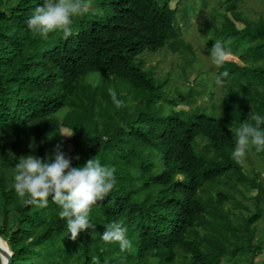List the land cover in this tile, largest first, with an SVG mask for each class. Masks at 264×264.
Masks as SVG:
<instances>
[{"label":"trees","instance_id":"16d2710c","mask_svg":"<svg viewBox=\"0 0 264 264\" xmlns=\"http://www.w3.org/2000/svg\"><path fill=\"white\" fill-rule=\"evenodd\" d=\"M240 1L223 0V20L209 32V53L217 41L242 47L231 53L241 64L215 65L216 76L229 72L216 102L169 0H92L67 39L28 29L44 0H0V237L11 264H264L255 261L264 251V148L250 145L240 164L232 157L236 129L264 116V16L244 17ZM163 47L184 60L176 77L185 83L192 65L206 89L167 92L168 78L143 56ZM208 90L209 108L196 104ZM58 144L80 157L71 166L98 160L116 179L90 209L95 230L75 241L51 196L46 208L26 206L13 188L24 156L47 158ZM112 222L127 227L123 252L100 239Z\"/></svg>","mask_w":264,"mask_h":264},{"label":"clouds","instance_id":"9594fccd","mask_svg":"<svg viewBox=\"0 0 264 264\" xmlns=\"http://www.w3.org/2000/svg\"><path fill=\"white\" fill-rule=\"evenodd\" d=\"M86 9L84 0H44L27 19V27L41 38H46L50 32L60 31L67 39L73 35V18L82 15ZM211 56L213 63L219 67L230 60L231 53L217 41L211 48ZM228 76V71L220 72L215 77L216 83L222 84V78ZM109 94L116 107H120L123 102L117 99L115 90L109 89ZM250 118L254 123L244 122L236 129V146L232 157L238 164L243 163L250 145L256 146V151L264 148V130L261 129L264 116L252 114ZM73 159L79 160L80 157H69L59 144L47 158L26 155L16 165L13 188L20 198L28 197L23 199L26 206L46 208L51 196V201L61 209L60 219L66 221L67 236L75 241L85 230H95V225L89 220L90 209L97 201H103L108 196L116 179L114 169L101 166L98 160L88 159L83 165L73 167ZM126 233L125 225L112 222L106 225L100 239L109 243L118 242L123 252L131 247ZM0 250V264H9L13 253L2 238ZM93 260L94 264H99L96 258Z\"/></svg>","mask_w":264,"mask_h":264},{"label":"rangeland","instance_id":"374dc122","mask_svg":"<svg viewBox=\"0 0 264 264\" xmlns=\"http://www.w3.org/2000/svg\"><path fill=\"white\" fill-rule=\"evenodd\" d=\"M92 0H84L87 5V9L90 8L89 3ZM223 0H169L170 7L175 8L176 10V22L180 26L182 30L183 38L190 42L193 50L195 58L199 59L200 62V71L204 74L205 80L208 81L209 88H212L213 100L216 102L221 94L224 92V88H222V84H217L215 77V64L213 63V59L211 53L207 50V42H209V32L210 29L219 24L223 20L222 12L225 10V3ZM205 6V7H204ZM240 11H242V15L244 17L250 19H258L261 16H264V0H241L239 3ZM212 16V23L208 20ZM184 23V25H183ZM235 25L238 28H242L243 25L240 22H235ZM228 50L232 55H240L242 53V47L240 45L234 46L230 44L228 46ZM144 67L149 68L153 67L155 73L157 74L158 79H162L163 76L168 78V83L165 86L166 91L171 92L175 86L180 87L178 90H183V84L193 85L197 84L196 88L200 91L206 89V85L201 81L196 80V76H201V73L196 70V67L189 65L188 68L192 69L187 76L186 82L185 79L176 77V75L180 74L182 66L184 65V60L178 53L171 52L168 48L163 47L154 52H144ZM237 57L231 56L230 60H234L241 64L238 61ZM180 72V73H179ZM173 77L172 79V76ZM183 75V73H181ZM203 76V77H204ZM195 78V79H194ZM198 82V83H197ZM193 83V84H192ZM194 86V85H193ZM209 90L206 93H202L197 96L195 103L196 104H205L206 108H209ZM187 105H179L175 109H187ZM61 134L70 135L73 134L72 131L60 127ZM69 137V136H65ZM244 159V158H243ZM253 161H250L254 166L258 165V157H253ZM246 163V161H245ZM260 177L264 178V169L260 168ZM255 190H252V194H255ZM262 223L259 222L257 227H261ZM264 258V251L259 253L255 257V261L262 260ZM248 263V262H247ZM245 263V264H247ZM256 262H254L255 264Z\"/></svg>","mask_w":264,"mask_h":264},{"label":"water","instance_id":"95a60500","mask_svg":"<svg viewBox=\"0 0 264 264\" xmlns=\"http://www.w3.org/2000/svg\"><path fill=\"white\" fill-rule=\"evenodd\" d=\"M5 241V240H4ZM6 242V241H5ZM7 246H8V244H7ZM9 247V246H8ZM0 252H2V250H0ZM13 253V252H12ZM4 255H6V253H4ZM11 261H12V256H11V258H10V261H9V264H11Z\"/></svg>","mask_w":264,"mask_h":264},{"label":"bare ground","instance_id":"6f19581e","mask_svg":"<svg viewBox=\"0 0 264 264\" xmlns=\"http://www.w3.org/2000/svg\"><path fill=\"white\" fill-rule=\"evenodd\" d=\"M1 238V237H0Z\"/></svg>","mask_w":264,"mask_h":264},{"label":"crops","instance_id":"0c3cea01","mask_svg":"<svg viewBox=\"0 0 264 264\" xmlns=\"http://www.w3.org/2000/svg\"><path fill=\"white\" fill-rule=\"evenodd\" d=\"M232 56V55H231Z\"/></svg>","mask_w":264,"mask_h":264}]
</instances>
